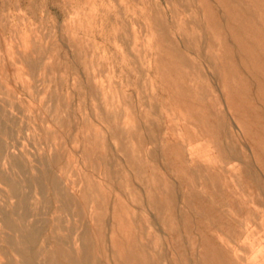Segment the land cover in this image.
Returning <instances> with one entry per match:
<instances>
[{"label": "rangeland", "instance_id": "1", "mask_svg": "<svg viewBox=\"0 0 264 264\" xmlns=\"http://www.w3.org/2000/svg\"><path fill=\"white\" fill-rule=\"evenodd\" d=\"M69 258L264 264V0H0V264Z\"/></svg>", "mask_w": 264, "mask_h": 264}, {"label": "bare ground", "instance_id": "2", "mask_svg": "<svg viewBox=\"0 0 264 264\" xmlns=\"http://www.w3.org/2000/svg\"><path fill=\"white\" fill-rule=\"evenodd\" d=\"M14 164L15 165H17L18 167L20 166V164H19V162L18 161H14ZM30 185H29V181L28 180H25V181H22V183H20L19 184V189H25V188H28ZM18 202H21V203H23L24 205H23V212H25V213H27V208H28V206L26 205L27 203H28V201H29V199H28V195L27 194H25V193H21V194H18ZM22 212V213H23ZM21 229V228H20ZM22 230V229H21ZM69 260L70 261H72V264H74L73 262V260H72V258H69Z\"/></svg>", "mask_w": 264, "mask_h": 264}]
</instances>
